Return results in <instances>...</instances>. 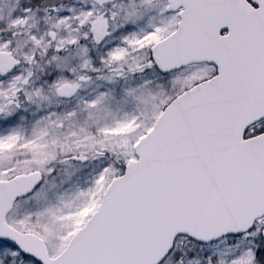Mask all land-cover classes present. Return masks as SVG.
Instances as JSON below:
<instances>
[{
    "label": "snow or ice",
    "instance_id": "obj_1",
    "mask_svg": "<svg viewBox=\"0 0 264 264\" xmlns=\"http://www.w3.org/2000/svg\"><path fill=\"white\" fill-rule=\"evenodd\" d=\"M0 264H264V0H0Z\"/></svg>",
    "mask_w": 264,
    "mask_h": 264
}]
</instances>
